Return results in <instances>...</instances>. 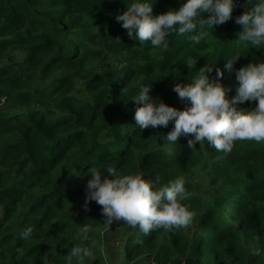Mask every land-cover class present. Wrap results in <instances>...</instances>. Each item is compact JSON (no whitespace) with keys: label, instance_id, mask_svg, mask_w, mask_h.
Wrapping results in <instances>:
<instances>
[{"label":"trees","instance_id":"trees-1","mask_svg":"<svg viewBox=\"0 0 264 264\" xmlns=\"http://www.w3.org/2000/svg\"><path fill=\"white\" fill-rule=\"evenodd\" d=\"M130 2L0 0V264L45 257L65 264L71 247L88 244L78 239L85 224L94 229L86 264H264V140L236 141L228 153L206 141L189 148L185 136L169 143L172 123L140 129L131 100L147 83L150 97L183 109L173 86L213 62L234 96L227 60L239 56L234 69L264 62V46L239 41L235 22L256 0H235L231 18L205 40L170 34L166 50L127 36L115 17ZM183 2L155 0L152 14ZM108 164L121 175L159 176L161 184L183 177L191 224L147 235L123 221L104 224L100 206L85 208L84 200L90 169ZM195 182L210 192H195ZM28 227L33 234L23 240ZM116 227L125 233L112 254L108 235Z\"/></svg>","mask_w":264,"mask_h":264},{"label":"clouds","instance_id":"clouds-1","mask_svg":"<svg viewBox=\"0 0 264 264\" xmlns=\"http://www.w3.org/2000/svg\"><path fill=\"white\" fill-rule=\"evenodd\" d=\"M155 0H131L115 19L126 30L127 36L141 44L147 42L154 48L166 50L170 34H192L191 39H207L209 30L227 22L232 15L235 0H184L178 9L153 15ZM205 13L207 15L205 16ZM235 22L242 26L238 39L256 48L264 46V0H256ZM202 29V30H201ZM239 56L229 58L224 68L235 71L238 82L236 94L229 98L230 88L221 82L222 70L214 62L199 68L190 82L176 83L172 90L185 104L183 109L168 105L150 97V84H142L131 98L139 105L134 112L136 126L140 129L167 127L164 141L175 143L181 136L189 137L187 146L195 147L206 141L217 151L231 152L236 141L264 140V62L248 63L234 69ZM215 72V76L210 74ZM256 101L250 110L238 109L237 103ZM102 172L106 175L102 178ZM190 193L185 188V179L176 177L161 184L160 177L145 179L143 173L121 175L116 167L108 164L103 169H90V178L85 185L84 207L94 201L105 217L104 224L123 221L147 235L162 228L170 231L186 228L192 222L194 212L182 201ZM91 225L85 224L78 231V239L87 245H74L65 264H86L94 258V242L89 241ZM33 234L32 227L19 233L23 240ZM43 264H54L42 258ZM184 261V260H182ZM185 262V261H184ZM178 264L173 262H166ZM186 264V262H185Z\"/></svg>","mask_w":264,"mask_h":264},{"label":"rangeland","instance_id":"rangeland-1","mask_svg":"<svg viewBox=\"0 0 264 264\" xmlns=\"http://www.w3.org/2000/svg\"><path fill=\"white\" fill-rule=\"evenodd\" d=\"M4 105L5 103L2 101L0 102V105ZM195 188H194V191L198 192L199 194L200 193H204V192H207L209 191L210 189L208 188H200L198 183L195 182ZM196 187H197V190H196ZM210 192V191H209ZM125 233V230L123 231L122 229H118V227L116 228H110V232H109V235H108V247H109V250L112 254H114L116 251L118 252L119 251V248L118 246L120 247L121 243V235L122 233Z\"/></svg>","mask_w":264,"mask_h":264},{"label":"built area","instance_id":"built-area-1","mask_svg":"<svg viewBox=\"0 0 264 264\" xmlns=\"http://www.w3.org/2000/svg\"><path fill=\"white\" fill-rule=\"evenodd\" d=\"M153 264H156V263H153ZM164 264H172V263H164ZM178 264H185V262L184 261H181Z\"/></svg>","mask_w":264,"mask_h":264}]
</instances>
